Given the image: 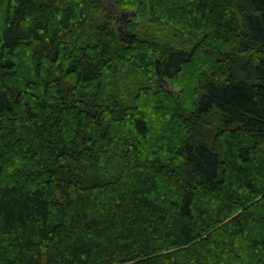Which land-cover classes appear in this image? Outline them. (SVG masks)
<instances>
[{
    "label": "trees",
    "instance_id": "trees-1",
    "mask_svg": "<svg viewBox=\"0 0 264 264\" xmlns=\"http://www.w3.org/2000/svg\"><path fill=\"white\" fill-rule=\"evenodd\" d=\"M0 0V264H264V0Z\"/></svg>",
    "mask_w": 264,
    "mask_h": 264
},
{
    "label": "water",
    "instance_id": "water-1",
    "mask_svg": "<svg viewBox=\"0 0 264 264\" xmlns=\"http://www.w3.org/2000/svg\"><path fill=\"white\" fill-rule=\"evenodd\" d=\"M106 12L108 15H116L119 14V17L126 18L129 15L128 11L120 10L119 7L114 5L110 0L106 1ZM120 30V28H118Z\"/></svg>",
    "mask_w": 264,
    "mask_h": 264
},
{
    "label": "rangeland",
    "instance_id": "rangeland-1",
    "mask_svg": "<svg viewBox=\"0 0 264 264\" xmlns=\"http://www.w3.org/2000/svg\"><path fill=\"white\" fill-rule=\"evenodd\" d=\"M116 17V20L118 22L117 24V28H120V31H122L124 28V23L127 21V17L126 18H122V17H119V14H116L114 15Z\"/></svg>",
    "mask_w": 264,
    "mask_h": 264
}]
</instances>
